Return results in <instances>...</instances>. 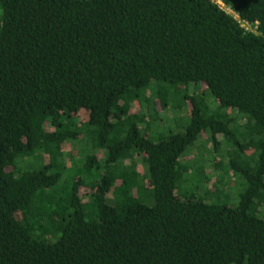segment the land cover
Instances as JSON below:
<instances>
[{"label":"trees","instance_id":"obj_1","mask_svg":"<svg viewBox=\"0 0 264 264\" xmlns=\"http://www.w3.org/2000/svg\"><path fill=\"white\" fill-rule=\"evenodd\" d=\"M222 1L0 0V264H264V0Z\"/></svg>","mask_w":264,"mask_h":264},{"label":"rangeland","instance_id":"obj_2","mask_svg":"<svg viewBox=\"0 0 264 264\" xmlns=\"http://www.w3.org/2000/svg\"><path fill=\"white\" fill-rule=\"evenodd\" d=\"M134 109H137V107H134L133 108V111H134ZM168 110V109H167ZM186 111H184V113H185ZM183 113V114H184ZM175 115H178V113H174V114H172V115H170L169 117H170V119L171 118H173ZM165 118L166 117H168V115L166 116V114H165V116H164ZM186 123H188V121H186L185 122V124ZM198 141H199V143L195 146V147H192V148H190V151L192 150L193 152L191 153V155H192V157L193 156H195L196 155V153L197 152H200V155H202V153H204V152H208V150H207V148H208V143H207V141L206 140H204V139H202V138H199L198 139ZM197 141V142H198ZM199 144H200V146H199ZM226 147H227V142H222V145H221V148H222V151H225V149H226ZM194 148H195V150H194ZM195 153V154H194ZM209 156V155H208ZM196 157H197V155H196ZM206 157H207V155H206ZM216 161H219V158L218 159H216ZM206 164H204L203 163V158H198V160H196V162H195V164H194V171L196 172V170H201V168H202V166H205ZM205 169V171H206V174H207V172H211V175H212V180H211V182L209 183V187H212L213 185H214V183H216V180H218L217 179V176L219 175V173L221 172V170H217L216 171V169L215 168H213V165H211V166H207L206 165V167H204ZM187 170L188 171H190V169L189 168H187ZM194 176H195V174H193ZM230 177H231V179H230V181H229V187H228V191H230V193H232V194H236V192L238 193V189H236V187L235 188H233L232 187V185H234V181H235V176L233 175V173L230 175ZM238 190V191H237ZM229 193V192H228ZM236 197V196H235ZM237 202H238V200L236 201H234V203H232V205H236L237 204Z\"/></svg>","mask_w":264,"mask_h":264},{"label":"built area","instance_id":"obj_3","mask_svg":"<svg viewBox=\"0 0 264 264\" xmlns=\"http://www.w3.org/2000/svg\"><path fill=\"white\" fill-rule=\"evenodd\" d=\"M212 1H214V2H215V3H216L221 9H224V10H226L227 12L233 14L232 10H231L230 8H228V7L223 3L222 0H212ZM236 18H238L237 15H236ZM242 24H243V26H244L246 29H248V30L251 29L250 26L248 25V23L243 22Z\"/></svg>","mask_w":264,"mask_h":264}]
</instances>
